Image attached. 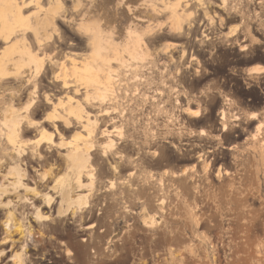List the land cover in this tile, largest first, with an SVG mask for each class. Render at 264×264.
<instances>
[{
	"label": "rangeland",
	"instance_id": "1",
	"mask_svg": "<svg viewBox=\"0 0 264 264\" xmlns=\"http://www.w3.org/2000/svg\"><path fill=\"white\" fill-rule=\"evenodd\" d=\"M255 1L226 0L223 7L221 0H204L208 6L203 9L213 23L204 18L196 0H63L68 22L57 18L49 0H39L38 5L36 0H24L27 7L16 16L8 14L10 23L16 20L13 28H24L8 41L0 38V59L7 53L13 60L7 65L10 73L20 58L11 46L23 37L36 58L45 60L57 50L53 71L45 64L34 77L25 68L22 80L12 75L0 80V186H12L19 165L26 172L23 182L51 196L53 204L48 208L42 196L18 190L34 208L27 203L17 208L14 221L25 231L5 235L12 247L0 257V264H13L9 258L21 252L25 264H264V116L248 117V112L264 111V73H247L244 85L236 82L221 98L203 92L201 97L184 99L174 91L185 84L182 75L187 69L182 66L191 65L189 56L208 55L206 49L221 58L244 55L243 66L264 62V53L259 56L264 45L255 46L254 29L259 26L264 32V0L259 14ZM182 10L185 16L197 11L196 17L190 16L194 26L189 37L161 38L159 31L165 34L177 27L188 31L189 23L179 17ZM129 29L144 40L138 56L127 52L135 39H128ZM100 38L111 43L103 56L90 46ZM243 45L247 48L240 52ZM183 51L175 80L167 76L170 63L164 74L156 70L162 58L182 57ZM134 57L143 60L132 61ZM103 58L110 61V77L108 69L100 73ZM21 59L26 63L30 55ZM146 62L152 71L148 77L142 68ZM88 63L93 73L84 71ZM126 63L139 71L132 72ZM72 69L78 74L75 79L84 77L90 85L77 95L74 87L63 89L59 80L52 81L58 74L72 83ZM158 71L163 76L158 77ZM136 77L141 80L134 81ZM107 78L113 91L96 87ZM53 92V103L62 104L55 112L71 120L76 104L68 98L81 101L91 122L98 123L90 137L81 125L65 130L60 121L59 134L53 133V123L44 122V129L28 127L38 126L53 113L43 102V94ZM103 92L113 101L109 97L100 104ZM225 97L232 99L229 105L223 104ZM221 109L227 110L224 121L219 119ZM26 110L34 112L30 123L23 118ZM37 144L41 159L33 153ZM80 146L87 152L82 168L75 169L71 153ZM71 186L75 188L66 200ZM7 201L15 204V195L0 193V203ZM35 207L47 216L45 221L35 220ZM7 209L0 207L2 227L7 212L13 211ZM9 245H1L0 251Z\"/></svg>",
	"mask_w": 264,
	"mask_h": 264
},
{
	"label": "bare ground",
	"instance_id": "2",
	"mask_svg": "<svg viewBox=\"0 0 264 264\" xmlns=\"http://www.w3.org/2000/svg\"><path fill=\"white\" fill-rule=\"evenodd\" d=\"M50 1V3H52L53 4V9H54V12H55V14L57 15V18L58 19H60L61 21H63V22H68V20L67 19H65V17H64V14H65V6H64V2H63V0H49ZM30 2V1H29ZM36 2L37 3H35V4H39V0H36ZM196 2L198 3V5H200V6H202V10H204V12H203V16H204V18H208L209 20H210V22L211 23H213V20H211V18H209V16H208V14L209 13H207L206 12V7L208 6V5H205L204 4V0H196ZM27 3H28V1H27ZM27 3H25V4H27ZM25 4H24V0H20V4H18V2H17V0H0V26L2 27H4L3 29H1L2 30V32H1V35H0V38H2L3 40H6V41H8V40H10L12 37H13V35L14 34H16L17 32H23V29L24 28H22V29H17V28H13V25H14V23H15V21H12L11 23L9 22V20H8V14H10L11 13V15L13 14V15H17L20 11H21V9L22 8H24V7H27V5L25 6ZM221 4H222V6L223 7H225V5H226V0H221ZM188 6V3H185V5H183V7L185 8V7H187ZM179 7V3H177L176 5H175V10H176V8H178ZM76 9H77V4H76V7H75ZM181 8V7H180ZM203 8H205V9H203ZM174 9V8H173ZM66 10H67V8H66ZM154 10H155V8H154ZM174 11V10H173ZM175 13H176V11H175ZM185 13L183 12V10H182V12L179 14V17L180 18H183L185 21H187L188 23H189V26H188V31L187 32H185V33H182L181 32V29L179 28V27H177L176 29H171V31L168 33V35L169 36H171V37H175V38H179V37H181V36H188L189 37V34L191 33V30H190V28L192 27V26H194L193 25V23L190 21V18L193 16V17H196L197 16V11L194 13V14H192V13H190L189 15H184ZM191 16V17H190ZM16 18H18V17H16ZM177 19H178V17H177ZM13 20V19H12ZM18 20V19H17ZM22 20V19H21ZM11 21V20H10ZM19 21V20H18ZM179 21V20H178ZM20 23H23L22 21H19ZM18 22V25H20V23ZM209 22V21H208ZM187 23V24H188ZM210 23V24H211ZM208 24V23H207ZM69 25V24H68ZM22 26V25H21ZM203 31V30H202ZM56 34H57V32H56ZM25 36V35H24ZM202 36V35H201ZM127 37H128V39L130 40L132 37H134L135 39H134V45H132L131 47H129V49L127 50V52H128V54L130 55V56H138V50H141L140 49V46L142 45V44H144V40H143V38L141 37V35H139V34H137V33H135L134 31H132V30H128L127 31ZM187 37V38H188ZM101 40H102V38H100V40H98V41H94V42H90V46L94 49V50H98L99 52V54L100 55H104L105 54V52H107L108 50H107V48L108 47H110V44L111 43H109V42H105L104 41V43H103V41L101 42ZM48 41H50V40H48ZM38 43V42H37ZM45 44V43H44ZM43 44V45H44ZM39 45V44H38ZM47 45V44H46ZM173 45V44H172ZM37 46V45H36ZM49 46V45H48ZM54 46V45H53ZM114 46V45H113ZM117 46V45H116ZM175 46V45H174ZM18 54H19V60H17L16 62L14 61V64H13V66H14V71H13V73H10L8 70H7V65L9 66V63L10 62H12L13 60H12V58H10L9 57V54H4L5 55V58H1L0 59V80H4L5 78H7L9 75H12V76H10V77H13V76H15V77H17V78H21V80H22V78L24 77V69L25 68H27V69H29V70H32L31 71V74L33 75V77L36 75V74H39L41 71H42V69H43V67H44V65L46 64V65H48L49 66V71L51 72V71H53V68L55 67V65H56V61L54 60V58L52 59V55L56 52L55 50H57V49H55V50H53L52 48L53 47H51V45L49 46V47H51V49L53 50L52 51V55H48L47 56V59L45 58V60H46V62H45V60H43L42 58L41 59H39V58H36L37 56L34 54V53H32L31 52V46H30V43L26 40V38L25 37H23V38H21V40H18V42L15 44V45H12L11 46ZM43 48V47H42ZM46 48H47V46H46ZM172 48V47H171ZM39 50L41 49V48H38ZM44 49H45V45H44ZM168 50L170 49L169 47L167 48ZM167 49H165V50H167ZM242 49V48H241ZM42 50V49H41ZM103 52H101V51ZM164 50V51H165ZM8 52V51H7ZM40 52V51H39ZM25 53H27V54H29L30 55V60L28 61V62H26V63H24V61H23V59H21L22 58V56L25 54ZM58 53V52H57ZM47 55V54H46ZM101 58V57H100ZM131 60L132 61H134V60H137L138 62H141L143 59H140V58H138V59H136L135 57L134 58H131ZM103 66H105V68L104 67H101V69H99L100 70V73H103L104 72V70L105 69H108V74H106V76L107 77H110V74H112V73H110L111 72V70H110V61H108V60H104V58H103ZM62 64V66H63V63H61ZM130 64L131 63H129V64H127L126 63V66L127 67H129V70H132V72L134 71V72H138L139 70L137 69V67H135V68H133L132 66H130ZM85 66V65H84ZM252 70V69H251ZM84 71H91L92 73H93V68H92V65L91 64H87L86 65V68H85V70ZM250 71V70H249ZM254 72L256 73V74H261V73H264V67H260V68H255L254 69ZM116 73H119L118 71L117 72H115L114 74H116ZM137 74V73H136ZM76 75H78L77 74V71L75 70V69H72V76H74L73 78H74V84H73V82L71 83H69V82H67L66 81V77L67 76H64V77H59L58 76V74H53V76H52V81L53 82H56V81H60L61 82V87L60 88H63V89H68L69 87H74V89H73V94L74 95H77L78 93H80V88H84V89H86L88 86H90L89 84H87L85 81H84V77H80V76H77V78L75 79V76ZM10 77H8V78H10ZM14 77V78H15ZM68 78H70V77H68ZM73 78H71V79H73ZM79 78H81V79H79ZM108 79V81L105 83V84H102V83H99L98 85L99 86H97L96 85V87H102L103 89H107V91H108V89L109 90H111V91H113V87H112V83L110 82V80H109V78H107ZM81 80H83L82 82H81ZM139 80H141V79H139V77H136L135 78V80L134 81H139ZM112 84V85H111ZM92 85V84H91ZM93 86H94V84H93ZM33 88L34 89H36V84H34V86H33ZM55 88V87H54ZM110 91V92H111ZM134 91H137V89L135 88L134 89ZM59 93V92H58ZM134 93H136V92H134ZM62 94H64V93H62ZM100 94H102V92L100 93ZM99 94V95H100ZM110 94V93H109ZM159 94L161 95V92H159ZM111 95H114V94H112L111 93ZM63 97H66V96H64V95H62ZM53 97H54V92L53 93H44L43 94V102L45 103V104H47V105H50L52 108H51V110H52V112L55 114V115H53V113L51 114V113H48L47 114V116H44L41 120H40V122H37L36 123V125H38V126H34L32 123L28 126L30 129H33V128H36V127H40V128H42V129H44L45 127L43 126L44 124V122H48V124L50 125V123H53V124H51V126H52V128H53V133H55V134H59V129H58V125H56V122H58V121H60V122H62V124H63V127L65 128V130H70V129H73V128H75V126L76 125H81V127L83 128V130L86 132V136L87 137H90L94 132H93V128H95L96 126H97V121H93V122H91V120H90V115H89V113H87L86 111H85V109H84V107L81 105V101H79V100H77V98L75 99V98H73L72 96L71 97H69L68 98V101H69V103H73V104H76V106H74L73 105V107H75V109H78L77 111V114H74L75 113V109H74V111L72 112L73 114H71V115H73V122H72V120L71 119H69V116L68 117H65V116H63L61 113V115L60 114H58L57 112H55V111H57V108L56 107H58V106H62V104L60 103V100L59 101H57L58 103H53ZM56 97V96H55ZM110 98H111V96H109ZM109 97L106 95L105 96V93L103 92V96L101 95L99 98H98V101L100 102V104H102V103H104L105 101H107L106 100V98L107 99H109ZM57 98V97H56ZM61 98V97H60ZM67 98V97H66ZM112 99V101H113V97L111 98ZM56 100V99H55ZM110 100V99H109ZM60 103V104H59ZM176 103H178V102H176ZM57 104H58V106H57ZM68 104V103H67ZM86 104H91V103H88V100L86 99ZM49 106V107H50ZM60 106V108H62ZM70 107V106H69ZM73 107L71 108L72 110H73ZM56 109V110H55ZM50 110V111H51ZM54 110V111H53ZM9 114H12V116H14V117H17L18 115H17V113L15 112V111H10L9 110ZM60 112V111H59ZM193 116H195V117H198V112H196L195 110H190L189 111ZM56 113H57V115H60V116H56ZM69 113V112H68ZM49 114H51V115H49ZM67 114V113H66ZM23 118L26 120V121H28L29 123H30V117H32L33 118V115H34V112L33 111H31V110H26V111H24V113H23ZM219 115H220V120L221 121H224L225 119H226V115H227V112H226V110L224 109V110H220V112H219ZM250 118H257V114H255V113H251L250 114ZM72 118V117H71ZM238 117L237 116H235V119H237ZM55 122V123H54ZM226 129V125L224 124L223 126H222V130L224 131ZM204 131L203 130H201V134L202 135H204ZM8 138V137H7ZM86 138V137H85ZM83 142H84V140H83ZM85 143V142H84ZM86 146L88 145V144H85ZM79 146V145H78ZM90 146V145H89ZM38 147H39V144H37V146H36V149H35V151H33V153H35L36 154V157H40V159L42 158V155L38 152ZM91 148H92V146H90ZM89 148V147H88ZM84 152H87V149L85 148V147H77V148H75L73 151H72V153H71V157H72V162H74V164H75V169L77 168V169H79L80 167L82 168V164L84 163V161H83V159H84V155H83V153ZM1 160H0V167H1ZM73 168V167H72ZM15 170H17L16 172H15V174L14 173H10L8 176H11V174H14V178H13V182H11L10 183V185H12V186H3V187H1L0 186V193H1V195L2 196H5V195H8V194H13V195H15V197H16V203L15 204H13V203H11L10 201H7V202H5V203H0V207H2L3 209H7V208H9V209H13V211H9V212H7V216H6V220H5V223H4V234L5 235H15L16 233L17 234H23V232L25 231V229L23 228V226L20 224V222H15L14 220L16 219V210H17V208L18 207H21V208H23L22 206H24V204H26L27 203V205L26 206H29L30 208H34V204L30 201V200H28V199H23L22 198V196L21 195H19L18 194V190H20V189H23V191H27V192H31V193H33V194H35L37 197L38 196H42V197H40V198H43V201H44V203H45V206H47L48 208L53 204V198H51V196H49V195H47V194H42L41 192H39L37 189H36V187H30V186H27L26 185V183H24L23 182V180H25L26 179V172H21V169L19 168V165L18 166H16V169ZM113 171H117V169L116 168H113ZM8 176L7 175H5V177H7L8 178ZM45 177H46V175H45ZM45 177L43 176L42 178H41V180H45ZM73 188H75L74 186L72 187H68L67 189H66V193H67V197H66V200L67 199H69V194H70V190L71 189H73ZM12 190V191H11ZM65 194V193H64ZM65 196L66 195H64L63 197L65 198ZM43 203V204H44ZM28 207V208H29ZM26 208V207H25ZM9 209H7V210H9ZM34 210H36V212H34L35 214H34V218H35V220L37 221V222H42V221H45L46 219H47V216H45V215H43L41 212H40V207L38 208V207H35V209ZM27 234L29 235V237H31V234H32V231H31V229H28V231H27ZM21 236H24V235H21ZM5 242H7V239H5L4 240V243ZM26 249V246L24 245L23 247H22V250H25ZM70 252L69 251H67L66 252V255L68 256H70ZM4 255V251H0V257L1 256H3ZM70 258V257H69ZM9 260L11 261V262H13V264H25V257H23V252H21V253H18V254H15V255H13V256H11L10 258H9Z\"/></svg>",
	"mask_w": 264,
	"mask_h": 264
},
{
	"label": "flooded vegetation",
	"instance_id": "3",
	"mask_svg": "<svg viewBox=\"0 0 264 264\" xmlns=\"http://www.w3.org/2000/svg\"><path fill=\"white\" fill-rule=\"evenodd\" d=\"M262 3H263L262 0H256L254 3L255 8L258 9L257 11L258 14L260 13V10L263 8ZM206 24L207 23H205V25L203 26V30H207L209 28V26H207ZM256 25H259V22L256 23ZM254 29H255V39H256L255 46L260 48V46L264 45V32L260 31L259 26H256ZM158 33L160 34L161 38H164L165 35L169 36L168 33L163 34L161 31H159ZM241 35L243 36L241 42H244L246 36L244 33H242ZM173 44L176 45L175 43ZM177 45L182 46L181 44H177ZM245 47H246L245 45L240 46L238 50L240 52H244V50L247 48ZM204 51L208 53V55H204L202 57H195L193 55L189 56L187 62L192 66L191 65L182 66V68L187 69V71H185L184 74L182 75V77L185 79V84H181V83L178 84V87H180L181 89L174 88V91L178 90L184 99L187 98L186 95H188L189 97H201L203 92L216 95L219 98H221L222 96L220 94L229 95L231 93V87L235 86L236 82L240 85L245 84V75L247 74L246 69L249 68L248 74H256L254 73V71L253 73H249L250 68H253L255 65L258 67H264V62H262L260 59L255 61L250 66H243L242 63L244 62V55H241L240 57L221 58L218 56H211L210 53L212 52L210 50L206 49ZM262 53H264V49L261 50L259 49V56H261ZM184 54L185 52L183 51L182 57L170 56L169 58H167V61H165V58H162L161 61L158 62L159 67H157L156 70H159L161 74H164L166 65L168 66V63H170L171 66H168V69H166L168 70L167 76L175 80L176 77H174L175 76L174 74L178 75L180 69V68L177 69L176 64L182 61ZM221 62H223L224 65L220 66L219 64ZM202 64H204V66H202ZM259 65H263V66H259ZM142 68H144L145 75L146 77H148V74L152 72L150 69V65L146 62L145 65L142 66ZM176 69L177 71H175ZM159 71L157 76L158 77L163 76L160 75ZM226 99H228V101H226V103L223 104L229 105L232 99L225 97V100ZM225 109H228V107L226 106ZM219 119H220V115H219ZM3 214L4 213L0 211V216H2ZM1 222L2 219L0 218V246L6 243H10L9 247L3 250L4 253H8L12 247L11 245L12 240L7 239V242L4 243V240L6 238L3 231L4 226L3 227L1 226ZM39 258L40 257L38 256H32L33 260H37Z\"/></svg>",
	"mask_w": 264,
	"mask_h": 264
},
{
	"label": "crops",
	"instance_id": "4",
	"mask_svg": "<svg viewBox=\"0 0 264 264\" xmlns=\"http://www.w3.org/2000/svg\"><path fill=\"white\" fill-rule=\"evenodd\" d=\"M256 66V65H255ZM253 67V68H250V71H249V73H253V71H254V69L255 68H260V67H258V66H256V67ZM259 66H263V65H259ZM249 69V68H248ZM248 69H246V73H248ZM252 69V70H251ZM255 73V72H254ZM263 74V73H262ZM261 75V74H260ZM251 113H255V114H257V118L256 119H258V117H263L264 116V111L263 110H260V109H258V110H254V111H252V112H248V117H249V115L251 114Z\"/></svg>",
	"mask_w": 264,
	"mask_h": 264
}]
</instances>
